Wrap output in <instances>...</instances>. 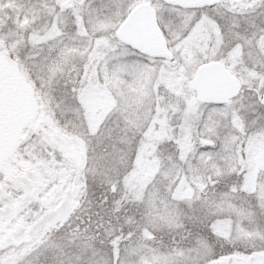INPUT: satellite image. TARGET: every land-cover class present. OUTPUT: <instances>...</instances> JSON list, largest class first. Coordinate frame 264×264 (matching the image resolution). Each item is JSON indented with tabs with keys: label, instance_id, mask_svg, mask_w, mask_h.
Returning a JSON list of instances; mask_svg holds the SVG:
<instances>
[{
	"label": "snow or ice",
	"instance_id": "obj_1",
	"mask_svg": "<svg viewBox=\"0 0 264 264\" xmlns=\"http://www.w3.org/2000/svg\"><path fill=\"white\" fill-rule=\"evenodd\" d=\"M0 264H264V0H0Z\"/></svg>",
	"mask_w": 264,
	"mask_h": 264
}]
</instances>
